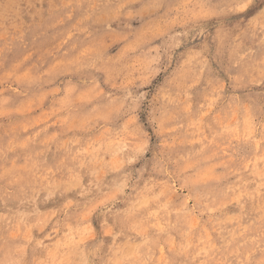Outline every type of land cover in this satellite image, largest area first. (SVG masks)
Here are the masks:
<instances>
[{"label": "rangeland", "instance_id": "rangeland-1", "mask_svg": "<svg viewBox=\"0 0 264 264\" xmlns=\"http://www.w3.org/2000/svg\"><path fill=\"white\" fill-rule=\"evenodd\" d=\"M0 264H264V0H0Z\"/></svg>", "mask_w": 264, "mask_h": 264}]
</instances>
